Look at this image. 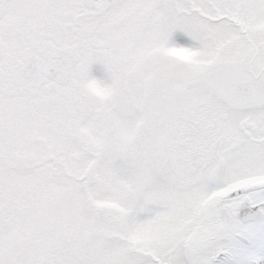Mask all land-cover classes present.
<instances>
[{"label": "snow or ice", "instance_id": "1", "mask_svg": "<svg viewBox=\"0 0 264 264\" xmlns=\"http://www.w3.org/2000/svg\"><path fill=\"white\" fill-rule=\"evenodd\" d=\"M0 264H264V0H0Z\"/></svg>", "mask_w": 264, "mask_h": 264}, {"label": "flooded vegetation", "instance_id": "2", "mask_svg": "<svg viewBox=\"0 0 264 264\" xmlns=\"http://www.w3.org/2000/svg\"><path fill=\"white\" fill-rule=\"evenodd\" d=\"M92 73L96 77H103L104 76V72H103L102 65H99V64L93 65V67H92Z\"/></svg>", "mask_w": 264, "mask_h": 264}, {"label": "clouds", "instance_id": "3", "mask_svg": "<svg viewBox=\"0 0 264 264\" xmlns=\"http://www.w3.org/2000/svg\"><path fill=\"white\" fill-rule=\"evenodd\" d=\"M92 87H93V90L95 92H97L98 94H103V92L105 90V85H103L102 83H99V82L93 84Z\"/></svg>", "mask_w": 264, "mask_h": 264}]
</instances>
